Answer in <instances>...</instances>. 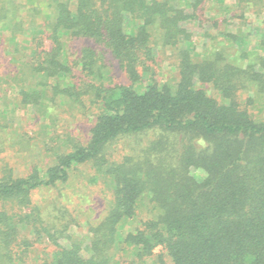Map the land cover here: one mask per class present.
Segmentation results:
<instances>
[{
    "label": "trees",
    "instance_id": "1",
    "mask_svg": "<svg viewBox=\"0 0 264 264\" xmlns=\"http://www.w3.org/2000/svg\"><path fill=\"white\" fill-rule=\"evenodd\" d=\"M0 57V264H264V0H0Z\"/></svg>",
    "mask_w": 264,
    "mask_h": 264
},
{
    "label": "rangeland",
    "instance_id": "2",
    "mask_svg": "<svg viewBox=\"0 0 264 264\" xmlns=\"http://www.w3.org/2000/svg\"><path fill=\"white\" fill-rule=\"evenodd\" d=\"M253 18V17H252ZM254 20V18H253ZM199 33L200 31H196V36H199ZM255 36V33H253V36H252V41L255 39L254 38ZM82 42L81 41H75L73 42V45H75L76 47H79L81 46ZM2 60H1V57H0V67L2 66ZM167 65H164V70L165 72H162L161 75L164 77L166 74H168L169 72H172V69L166 67ZM117 67V66H116ZM116 69V68H115ZM115 77L117 79V81L121 82V83H125L127 82V78L124 76V73L119 70V69H116L115 72ZM23 112L21 111H17V112H13L9 115V118L10 119H15V126L12 128H6V129H3L0 134L1 135H4V137H6L7 139L11 138L13 140H16L18 138V136L20 135V127H21V123H22V119L20 116H22ZM262 118L264 119V113L262 114ZM26 122V123H25ZM31 121L29 120V117L25 116L24 117V127H25V130L31 134V130L34 129V125L32 124V122L30 123ZM18 140V139H17ZM29 153V152H28ZM18 157L20 156L19 154H17ZM17 155H14V156H17ZM18 162H21V160H19ZM82 173H83V176H88L90 171L87 169V168H82L81 169ZM90 176V175H89ZM40 199H42L43 197H47L48 196V192H45V191H41L38 193L37 195ZM74 233H81V230L78 228H72L71 229ZM53 248L46 242H40V243H37L35 248L33 249V252H35L36 255H40L42 257H45V258H51L52 257V251ZM150 263V262H149Z\"/></svg>",
    "mask_w": 264,
    "mask_h": 264
}]
</instances>
